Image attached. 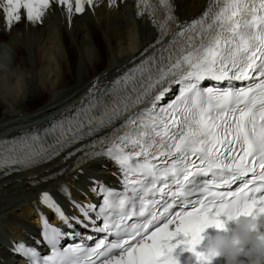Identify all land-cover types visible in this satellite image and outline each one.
Instances as JSON below:
<instances>
[{"label": "snow or ice", "instance_id": "snow-or-ice-1", "mask_svg": "<svg viewBox=\"0 0 264 264\" xmlns=\"http://www.w3.org/2000/svg\"><path fill=\"white\" fill-rule=\"evenodd\" d=\"M52 3L4 0L0 10L9 27L21 20V9L29 21L42 23ZM56 3L73 12V0ZM93 3L75 0L74 11L83 13ZM137 7L138 15L147 12L157 25L159 48L150 45V55L110 84L93 83L78 105L49 126L0 139L5 175L61 154L67 161L77 152L82 154L73 170L105 155L123 174L122 192L100 183L92 187L102 198L99 205L71 200L68 186L60 185L84 219L67 215L51 192L42 191L41 204L73 231L53 226L41 214L51 251L42 255L16 242L13 251L28 264H178L173 255L178 244L200 264H211L196 246L206 228L221 226L222 215L264 224V0H209L201 16L183 24L172 0H138ZM206 80L213 83L205 87ZM174 85L179 94L161 104ZM209 175L210 180L198 179ZM238 180L235 191L213 190ZM198 192L200 198L190 199ZM173 205L180 210L172 213ZM76 225L103 236L89 247L93 236L75 231ZM76 237L79 243L61 248L62 240Z\"/></svg>", "mask_w": 264, "mask_h": 264}, {"label": "bare ground", "instance_id": "bare-ground-1", "mask_svg": "<svg viewBox=\"0 0 264 264\" xmlns=\"http://www.w3.org/2000/svg\"><path fill=\"white\" fill-rule=\"evenodd\" d=\"M124 1L116 0L113 5L111 0H94L97 13L102 16L100 19L101 28L103 31L109 32V39H105V45H102L101 39L96 36L99 33L104 38L103 31L94 23L93 17L90 14L88 17H84L86 13H89V5H85L83 13H76L73 0V12L67 19L73 28V40L69 37L71 32H68L67 24L61 27L58 18L50 13L51 10H54L60 14L59 12L65 8V5L56 3V0H53L52 6L44 10L48 13H44L42 23L29 21L21 10V20H14L9 27L5 13L0 10V41L2 42L0 44V60H3L1 55L8 49L11 55L10 63L14 62L12 67L0 68V132L15 133L18 129H43L49 126L50 122L59 118L62 113L78 105L80 100L87 95L93 83L99 80L110 84L118 76L123 75L150 55L154 50L149 47L150 45H155L156 48L160 47V45H156L159 31L157 25L153 23V18L147 12L138 15V11H140L137 7L138 0ZM172 2L174 14L183 24L184 22L190 23L193 19L201 16L206 10L209 0H172ZM0 3L3 2L0 0ZM125 3L130 5L125 7ZM106 6L113 10V13H109L108 16L105 14ZM81 17L85 19H81ZM60 30L61 32L57 34ZM85 33H88L92 39H86ZM56 35L63 38L70 66L57 51ZM66 36L69 38L68 44L65 43ZM123 38L129 41L127 49H123L119 45ZM165 40L167 41L168 38ZM107 41L111 47L108 46ZM109 48H111V52ZM145 49H148V52H145ZM52 56L56 60H52ZM56 63L61 69L60 71L54 68ZM18 75L22 76V79L15 80V76ZM22 83L30 85V88L25 89L23 97L21 96ZM54 91L56 93H52ZM42 98L48 100L42 102L39 107L33 108L32 103H36ZM78 146L75 145L73 150ZM79 154L80 152H77L67 161L64 160L63 155L57 161L53 160L49 164L0 179V193L3 191V186L9 188L10 194H16L17 188L23 193L22 196L14 195V198L5 201L2 206L0 205L2 208L0 222L3 223L0 225L1 228H4L3 237L0 236V264H4L2 259L4 262L5 259L9 261V264H17L16 256L12 254V243L17 242L15 240L20 239L22 234L21 227L17 223L27 229L26 233L32 234L26 240L27 243L34 245L32 238L37 235L36 226L38 224V220L34 216V207L41 206L46 214L50 215L49 208L40 202L39 194L42 191H49L54 197H59L61 201L67 202L69 198L60 191V185L64 184L68 186L71 198L87 201L90 196L94 197V193L89 184L85 183L87 180L84 178L98 181L116 180L114 175L116 168L104 156L88 160L79 170H73L71 166ZM61 168L68 170L43 183L42 178L58 172ZM22 179L25 181L24 190H21L20 186L23 185ZM27 187L28 189H26ZM11 190H13L12 193ZM9 201L11 206L4 208L10 204ZM17 210L23 213V220L16 223L14 221L16 217L13 218V216L17 214ZM26 221L33 222L34 227L29 226ZM8 224L13 226L14 232L7 230L5 225ZM83 235L89 234L84 233ZM5 264L8 263L5 262Z\"/></svg>", "mask_w": 264, "mask_h": 264}, {"label": "clouds", "instance_id": "clouds-1", "mask_svg": "<svg viewBox=\"0 0 264 264\" xmlns=\"http://www.w3.org/2000/svg\"><path fill=\"white\" fill-rule=\"evenodd\" d=\"M235 223L229 227V221ZM223 221L221 226H215L217 231L210 237L202 235L197 247L204 241L207 243L203 251H199L211 261L223 257L225 264H264V224L259 220L240 216Z\"/></svg>", "mask_w": 264, "mask_h": 264}, {"label": "rangeland", "instance_id": "rangeland-1", "mask_svg": "<svg viewBox=\"0 0 264 264\" xmlns=\"http://www.w3.org/2000/svg\"><path fill=\"white\" fill-rule=\"evenodd\" d=\"M123 2H124V0H122ZM126 5V4H125ZM130 5V4H129ZM129 5H126L125 7H127V6H129ZM106 9H107V12L105 13L107 16L109 15V13H113V10H110L109 8H107V6H106ZM112 9V8H111ZM57 12L58 11H55L54 12V10L52 11H50V13L51 14H53V15H55L57 18H58V22L60 23V25H62L61 27H64L66 24H67V30H68V32H71V33H69V37L73 40V37H72V30H73V28H71V26L69 25V23L67 22V19H66V16L67 15H65L66 14V12H64V11H62V12H59L60 14H57ZM98 12V10L96 9V8H92L91 10H90V13H86L85 14V16L84 17H88V15L89 14H91V16L93 17V20H94V23L98 26V28L100 29V30H102L103 31V29L101 28V25H100V19H101V15H100V13H97ZM45 13H48V12H45ZM62 13V14H61ZM64 13V14H63ZM84 17H81V19L82 18H84ZM85 19V18H84ZM96 19V20H95ZM81 20H79V22H80ZM137 21H138V19H137ZM81 23V22H80ZM141 24V23H140ZM44 26V25H43ZM139 27H141V25H139ZM38 28V27H37ZM61 32V30L60 31H58V33L57 34H59ZM20 33V32H19ZM103 35H104V38H103V36L101 35V34H97L96 36H97V38H100L101 39V41H102V45H105V39L106 40H108L109 39V32H105V31H103ZM85 38L86 39H92L91 38V36L89 37V34L88 33H85ZM56 39H57V41H58V46H57V51L59 52V54L61 55V57L63 58V60L64 61H66L67 63H68V65L70 66V63H69V57H68V54H67V51H66V45L64 44V41H63V38H62V36H58V35H56ZM92 41V40H91ZM108 42V46L110 45V43H109V41H107ZM65 43H69V38H67V36L65 37ZM28 44V43H27ZM128 44H129V41L128 40H124V38L119 42V45H120V47L121 48H125V49H127L129 46H128ZM92 46H93V48H94V42L92 43ZM125 46V47H124ZM127 46V47H126ZM109 47H111V45L109 46ZM120 49V48H119ZM96 50V49H95ZM109 50H110V52H111V48H109ZM96 52V51H95ZM2 57H3V60L1 61L0 60V68H2V67H6V68H9V67H12L13 65H14V62H11L10 63V57H11V55H10V51L8 50V49H6L5 51H4V53H3V55H1ZM52 60H54L55 59V57L54 56H52ZM56 60V59H55ZM8 63H10V64H8ZM9 65H11V66H9ZM54 68L55 69H57V70H61L60 68H59V66L57 65V63H56V65L54 66ZM74 68H75V64L73 65V67H72V69L74 70ZM0 71H1V69H0ZM22 79V76H20V75H18V76H15V80H17V79ZM50 79H52L51 77H50ZM22 86H23V88L21 89V96L23 97L24 96V94H25V89H27V88H30V85L29 86H27L26 84H23L22 83ZM52 93H56L55 91L54 92H52ZM45 100L47 101L48 99L47 98H42L40 101H37L36 103H32L33 105H32V107L33 108H37V107H39L41 104H42V102L44 103L45 102ZM90 161V160H89ZM84 179H86V178H84ZM18 181H19V179H17ZM23 180V179H22ZM22 183H23V185L21 184L20 186H21V190L23 189L24 190V184H25V181L23 180L22 181ZM54 183V182H53ZM50 186V185H49ZM1 188H2V186H1ZM26 189H28V187L26 188ZM9 190V188H6V187H4L3 186V191L0 193V205L2 206L4 203H5V201H7V200H9V199H12V198H14V195H16V196H22V192H20V190H19V188H17V192H16V194H10V192L8 191ZM13 192V190H11V193ZM28 192H30V191H28ZM9 203H10V201H9ZM17 203H19V202H17ZM11 206V203L9 204V205H6L4 208H6V207H10ZM2 210V208H0V211ZM16 213L17 214H15V216H13V218H15L16 217V220H14L16 223H17V221H21V220H23V216H22V212L20 213L18 210L16 211ZM5 217V216H4ZM3 217V218H4ZM19 219V220H18ZM28 221V220H27ZM26 221V222H27ZM28 224H29V226H31V227H34V224H33V222H27ZM0 224L2 225L3 223H1L0 222ZM0 225V236L1 237H3V230H4V228H1L2 226ZM17 225H18V223H17ZM6 226V228H7V230L8 231H10V232H14V229H12L13 228V226L12 225H5Z\"/></svg>", "mask_w": 264, "mask_h": 264}]
</instances>
